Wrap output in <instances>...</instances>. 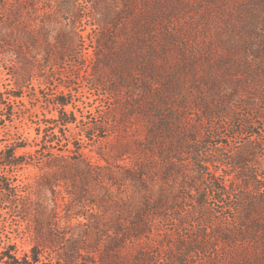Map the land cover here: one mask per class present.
Returning a JSON list of instances; mask_svg holds the SVG:
<instances>
[{
	"label": "rangeland",
	"instance_id": "rangeland-1",
	"mask_svg": "<svg viewBox=\"0 0 264 264\" xmlns=\"http://www.w3.org/2000/svg\"><path fill=\"white\" fill-rule=\"evenodd\" d=\"M182 1L183 9H194L200 3ZM123 6L124 0H0V158L15 149L27 162L17 171L18 178L38 181L48 197L53 189L59 204L60 235L73 236L68 264H125L112 261L117 253L128 261L138 260L137 264H181L182 252L186 254L183 264H213L212 257L222 264H235L238 256L248 258L251 251L264 245L263 235L257 236L261 244L244 245L239 227L246 195L264 204V118L234 104L231 117L237 113L248 118L247 128L237 133L231 123H225L215 130L216 121L206 128L200 126L197 135L206 142L202 144L203 159L215 160L221 153L229 155L247 144L250 156L245 169L252 173L253 183L245 185V172L242 175L240 169L222 164L217 165L216 174H222L229 186L223 193L212 192L204 180L195 189L189 188L179 175L152 165L139 172L138 163L145 159L146 120L133 107V100L123 110L128 116L122 119L116 114L119 106L112 92L90 86L97 24H102L108 10L118 12ZM224 9H230V2ZM225 14L221 11L212 18L213 23ZM190 19L194 20L181 12L169 21L188 42H194L186 51L192 55L207 34L200 32L199 26L192 28ZM197 57L195 74L219 73L199 65L206 58ZM99 67L105 70V78H111L106 65ZM228 72L250 75L246 65L235 62ZM189 82L190 78L185 88ZM58 98L69 103L64 108L56 106ZM59 112L62 119L70 112L75 121L65 126L54 123ZM46 122L51 124L45 126ZM49 141H53L55 152L63 151L62 158L53 163L47 161ZM181 154L178 158L188 159V151ZM186 166L191 172L197 168L193 163ZM152 201L161 205L157 208ZM137 214L147 217L146 226ZM131 221L143 227L128 231L125 227ZM213 227L233 233L232 241L216 237ZM203 229L208 249L186 252L184 247L198 239L196 235ZM17 244L19 250L30 247L28 241Z\"/></svg>",
	"mask_w": 264,
	"mask_h": 264
},
{
	"label": "trees",
	"instance_id": "trees-1",
	"mask_svg": "<svg viewBox=\"0 0 264 264\" xmlns=\"http://www.w3.org/2000/svg\"><path fill=\"white\" fill-rule=\"evenodd\" d=\"M229 2L230 11L224 9ZM182 4V0H124L122 10H108L101 18L102 24H97L98 46L94 50L90 86L112 92L119 106L116 114L119 112L122 119L128 116L123 110L133 100V107L146 120V141L142 147L145 159L138 163L139 172L152 165L168 174L179 175L189 188L195 189L197 183L204 180L212 192L223 193L229 186L221 178L222 174H216L218 164L240 169L242 175L245 172L244 184L253 183L252 173L245 169L250 147L244 144L229 155L221 153L215 160L203 159L206 142L197 139V135L200 126L206 128L216 121L219 124L215 130L225 123H231L237 133L247 128L248 118L239 117L237 113L231 117L234 104L255 110L257 118H264V0H200L194 9H183ZM221 11L227 14L213 23L212 18L218 17ZM181 12L194 19L189 21L192 28L199 26L200 32L207 34L206 41L199 49L195 48L192 55L186 51L194 42H188L187 36L170 26L169 20L177 18ZM197 56L206 58L199 65L217 69L219 73L195 74ZM229 61L246 65L250 75H231ZM99 64L108 67L111 78H105V70ZM188 78L190 86L185 88ZM65 98L56 99L55 105L64 108L69 103ZM55 121L65 126L75 118L69 112L62 119L59 112ZM49 124L46 122L45 126ZM52 143L49 141L46 147L49 163L63 156L62 150L55 152ZM14 150L0 158V264H68L72 259L73 236L60 235L55 193L52 189L48 197L38 181L29 183L18 178L17 171L27 162ZM185 151L189 152L188 159L178 158ZM189 163L197 167L193 172L187 169ZM244 198L239 223L245 237L242 243L261 244L257 236H264V219L260 218L264 216V204L248 195ZM152 203L157 208L161 205L156 201ZM136 217L143 219V226L148 224L147 217L141 218L138 214ZM142 227L131 221L125 229L136 232ZM212 231L219 239L232 241L230 231L219 227H213ZM206 236L203 229L196 235L198 239H192L191 244L184 247L186 252L204 253L209 247ZM18 241H28V250H19ZM262 246L251 251L248 258L238 256L235 264H264ZM183 255L185 257V252ZM184 257L180 259L181 264L185 263ZM132 260L128 261L127 256L119 253L112 257L113 262L138 263ZM212 261L222 264L219 258L212 257Z\"/></svg>",
	"mask_w": 264,
	"mask_h": 264
}]
</instances>
